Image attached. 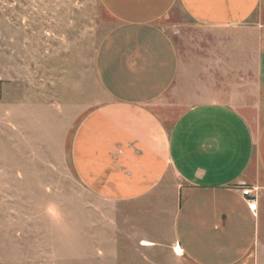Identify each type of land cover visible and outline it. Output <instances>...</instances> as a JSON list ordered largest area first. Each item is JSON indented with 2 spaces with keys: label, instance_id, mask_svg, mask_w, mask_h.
Masks as SVG:
<instances>
[{
  "label": "crops",
  "instance_id": "obj_1",
  "mask_svg": "<svg viewBox=\"0 0 264 264\" xmlns=\"http://www.w3.org/2000/svg\"><path fill=\"white\" fill-rule=\"evenodd\" d=\"M100 2L117 20L95 55L109 99L73 137L79 181L114 203L167 195L164 231L194 264H264V0ZM177 8L214 36L199 78L200 91L215 95L169 125L158 110L174 105L167 95L182 61L164 22ZM237 103L252 108L253 121ZM243 187L254 188L256 210Z\"/></svg>",
  "mask_w": 264,
  "mask_h": 264
},
{
  "label": "rangeland",
  "instance_id": "obj_2",
  "mask_svg": "<svg viewBox=\"0 0 264 264\" xmlns=\"http://www.w3.org/2000/svg\"><path fill=\"white\" fill-rule=\"evenodd\" d=\"M164 24L182 61L167 95L174 105L158 110L171 125L215 95L200 91L199 78L202 48L214 36L180 8ZM116 25L100 0H0V264H194L164 231L167 195L109 202L73 167L78 125L109 99L95 55ZM239 109L253 121L252 108Z\"/></svg>",
  "mask_w": 264,
  "mask_h": 264
},
{
  "label": "built area",
  "instance_id": "obj_3",
  "mask_svg": "<svg viewBox=\"0 0 264 264\" xmlns=\"http://www.w3.org/2000/svg\"><path fill=\"white\" fill-rule=\"evenodd\" d=\"M242 194L248 199V201L251 204V207L253 210L257 209V200H256V196L254 195V188L252 187H243L241 189Z\"/></svg>",
  "mask_w": 264,
  "mask_h": 264
}]
</instances>
